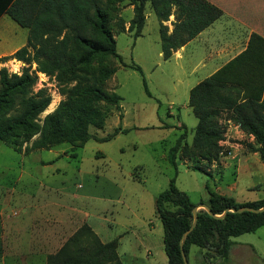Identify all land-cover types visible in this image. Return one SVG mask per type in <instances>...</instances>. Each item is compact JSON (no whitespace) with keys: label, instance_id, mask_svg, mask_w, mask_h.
<instances>
[{"label":"trees","instance_id":"trees-1","mask_svg":"<svg viewBox=\"0 0 264 264\" xmlns=\"http://www.w3.org/2000/svg\"><path fill=\"white\" fill-rule=\"evenodd\" d=\"M147 3L159 24L160 52L165 61L222 14L206 0H0V17L7 15L28 30L26 45L0 59L1 63L16 60L27 65L20 74L0 69V143L20 153L23 142L37 135L24 148L23 154L28 155L63 143L82 147L87 141L96 140L89 128L101 129L105 113L111 107L119 108L121 101L104 87L116 69L102 65V60L113 58L122 62L108 19L116 11L119 14L121 5L133 6L127 32L136 39L145 24ZM172 8L174 22L169 32L164 23L169 21ZM122 22L124 32L123 19ZM130 68L142 75L138 66ZM36 73L54 78L65 97L41 125L38 118L50 104V96L44 89L33 92ZM142 83L150 96L144 79ZM188 107L196 126L189 144L184 141L186 127L178 128L182 133L167 156L175 171L180 154L192 161V170L209 174L205 164L228 154L220 145L225 140L227 121L253 138V143H238L249 153H256L264 167V38L251 34L244 51L193 86L188 94ZM115 134L117 131L99 142L109 141ZM206 190L207 201L201 204L207 205L215 216H221L227 209L264 207V198L238 203L210 190L208 185ZM194 207L188 196L177 189L174 178L156 196L155 210L162 225L167 264H182L181 250L188 261L192 246L225 259L232 238L254 233L264 226V210L226 212L221 218L200 210L194 228L187 233L193 223ZM117 249V239L103 243L88 224H83L55 254L47 256L46 264H122Z\"/></svg>","mask_w":264,"mask_h":264},{"label":"rangeland","instance_id":"rangeland-1","mask_svg":"<svg viewBox=\"0 0 264 264\" xmlns=\"http://www.w3.org/2000/svg\"><path fill=\"white\" fill-rule=\"evenodd\" d=\"M147 13L148 20L137 39L132 33H125V29L121 31L122 19L131 17L129 11L122 13L123 18L117 11L110 14L108 26L115 35L116 51L122 62L113 58L102 60V65L116 69L104 87L117 94L121 101L119 108L111 107L105 113L101 129L89 128L96 140H89L82 147L63 143L28 155L23 154L24 148L37 135L23 142L20 153L0 143V264L20 260L16 254L24 251L21 247L29 242L18 233L16 221L21 205L30 200L44 198L50 202L48 255L55 254L83 224H89L102 240H120L118 252L122 264H167L155 199L168 188L171 179H175L177 189L195 206L207 201L206 185L238 203L264 198V167L258 156L250 155L246 161L240 155L223 163L212 161L205 164L209 174L192 170V161L180 154L176 171L169 165L168 151L182 133L178 129L181 125L186 127L184 141L189 144L192 140L196 119L184 105L185 91L187 84L203 78L205 69H196L193 73L191 69L208 52L199 41H194L187 47V58L181 67L173 61L163 62L158 56V22L149 9ZM218 26L221 29L224 26H215L216 32L222 35ZM168 31H171L169 25ZM27 35V29L6 15L1 17L0 56L7 55L1 58L25 46ZM15 61L0 62V69L20 74L27 65L21 62L15 70L10 65ZM132 65L138 66L142 75L130 68ZM36 76L33 92L44 89L50 96V104L38 118L41 125L44 117L65 97L54 78L41 73ZM175 78L181 83H176ZM142 79L150 96L144 91ZM114 131L117 134L112 139L99 142ZM242 149L248 152L244 146ZM40 210L33 209L32 220L20 218L21 226L31 225V229L40 226ZM232 242L225 259L192 246L188 264H264V226L254 233L232 238ZM32 244L28 248L30 254L37 250ZM30 257L35 258L24 255L23 259L28 263Z\"/></svg>","mask_w":264,"mask_h":264},{"label":"crops","instance_id":"crops-1","mask_svg":"<svg viewBox=\"0 0 264 264\" xmlns=\"http://www.w3.org/2000/svg\"><path fill=\"white\" fill-rule=\"evenodd\" d=\"M206 1L209 4L220 9L222 12L221 16L217 20H215L210 26H208L202 32H200L194 39L189 41L183 47L174 51L168 60L166 61L163 60L161 52L159 51L158 53V56L163 60V62L173 61L177 67H181L185 58H187L186 49L189 46V44H191L192 42L199 41L201 45L205 47V50L208 52L206 56L200 58L195 64V66L191 69V73L195 72L196 69H205L206 71L204 73L203 78H201L200 80H196L190 85L187 84L185 91L187 100L186 103H184V105L187 107H188V94L190 89L193 86H195L198 82L214 74L223 65H225L227 62H229L234 57L239 55L242 51H244L251 34H257L264 38V0H206ZM147 9H149L150 12H152V14L154 15L153 11L150 8V5L147 3L145 6V24L149 17L147 13ZM124 11H129L131 13V17L129 20H125L123 18L122 13ZM173 11L174 8H172L169 21L164 23V25H166L167 27L169 25V27H171V30H172L171 22H174ZM3 16L5 15H2L1 17ZM119 16L123 18L124 29L126 31L125 33H127L129 21L132 19L133 16V6L127 4L121 5ZM217 24H219L220 26H224L223 29H221L218 26V29H220L222 35L216 32L215 26H217ZM12 54H10L9 56H11ZM1 56H7V55H1ZM15 63L21 64V62H17V61H15ZM175 82L181 83V80L175 78ZM224 125L226 127L225 140L220 142V145L223 146L224 149L228 150V156H220L218 159L219 162L223 163V161L227 159L234 160L239 155L241 157V160H245V161L249 159L250 155L255 157L257 156L256 153L245 152L242 149L243 145L238 143L240 141H245L246 143H253V138L251 136L245 135L242 131L239 130L237 126H235L229 121L224 122ZM233 141H238V142L235 143ZM49 206H50V202L48 200H44V198L38 199L36 201L30 200L24 205H21V209H20L21 213L20 215H18L17 218L18 220L16 221V224L18 226L17 230L19 234L24 235L25 239L28 238L29 242L26 243L23 247H21V249L25 248L24 251L23 250L18 251V254L16 255L20 257V260L18 259V261L14 262V264H46V258L47 255L49 254L47 250L49 249V239H50L49 222H48L49 215L47 210ZM34 208L41 209L40 213L42 219L40 226L35 227L34 229H31V225L27 226V224L21 226L22 222L20 218L24 217L28 220L33 219L32 212ZM44 209H46L45 213H44ZM65 224L67 225V223ZM90 227L93 230V232L99 236V234L95 232L93 227L92 226ZM68 230L69 229H67V231ZM61 231L63 232V230ZM98 238L103 243L108 242L102 240L100 236ZM30 239H32V242L30 241ZM33 242L34 244H32ZM16 244L17 243H15V246ZM31 244L37 247V250L35 251L34 254H30L28 250ZM120 245H121L120 240H118V248ZM31 248L33 247L31 246ZM38 249H40V251H38ZM117 253L119 259L121 260L120 258L121 254L118 252V249H117ZM24 255H32L35 256V258L30 257V260H28V263H26L25 260L23 259Z\"/></svg>","mask_w":264,"mask_h":264},{"label":"water","instance_id":"water-1","mask_svg":"<svg viewBox=\"0 0 264 264\" xmlns=\"http://www.w3.org/2000/svg\"><path fill=\"white\" fill-rule=\"evenodd\" d=\"M198 208H201L202 210H204L208 215L212 216V217H215V218H221L223 217V215L226 213V212H243V211H251V212H260V211H263L264 210V207L261 208L260 210H254V209H251V208H243V209H240L238 211H235L233 209H227L224 211V213L221 215V216H215L211 213L209 207L205 204H199L197 206H195L193 209H192V215H193V223H192V226L190 227L189 231L187 233H189L195 226L196 224V221H197V212H198ZM185 233L182 238H181V241H180V246L182 245V242L183 240L185 239L186 237V234ZM181 256H182V264H188V261H187V258L185 256V254L183 253V251L181 250Z\"/></svg>","mask_w":264,"mask_h":264},{"label":"bare ground","instance_id":"bare-ground-1","mask_svg":"<svg viewBox=\"0 0 264 264\" xmlns=\"http://www.w3.org/2000/svg\"><path fill=\"white\" fill-rule=\"evenodd\" d=\"M10 65H12L13 69H15V70L18 69V64L17 63L11 62Z\"/></svg>","mask_w":264,"mask_h":264}]
</instances>
